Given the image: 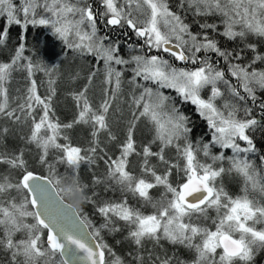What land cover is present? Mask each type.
I'll return each instance as SVG.
<instances>
[{
  "label": "snow or ice",
  "instance_id": "snow-or-ice-1",
  "mask_svg": "<svg viewBox=\"0 0 264 264\" xmlns=\"http://www.w3.org/2000/svg\"><path fill=\"white\" fill-rule=\"evenodd\" d=\"M185 13L193 17L198 31L186 22ZM5 14L0 49L9 48L13 24L22 29L45 27L66 48L102 62L105 83L111 85L104 90L103 101L94 107L87 92L98 69L90 68L88 83L70 93L76 108L73 119L62 123L54 118L52 103L56 66L25 55V32L9 49L10 60L0 62V116L19 122V109L31 118L29 134L20 139L36 146L39 151L34 161L48 172L38 175L31 170L23 148L8 152L3 142L9 129L0 128V165L9 170L0 174V246L10 253L7 264H255L264 252V201L250 198L248 185L264 198V184L257 179L255 167L240 154L257 151L249 132L264 126V98L257 94L264 92V69L257 67L264 64V51L258 49V43L264 41V0H177L175 10L171 0H19V6L13 0H0V17ZM211 16L220 17L222 31L218 32L217 23L207 21ZM201 17L205 19L201 21ZM101 25L112 31L126 29L123 36L131 33L149 51H162L194 67H177L158 54H135L126 59L120 54L121 41L101 35ZM210 32H218L226 40H239L242 47H221ZM249 37H256L257 42H249ZM127 47L134 46L128 43ZM248 52L251 56L246 59ZM130 65H134L127 81L132 86V119L125 138L115 145L119 155L113 157L100 147L99 138L106 133L110 142L118 140L110 130L107 114L124 83V69L116 66ZM17 69L26 71L29 85L21 102L11 108L6 83ZM37 72L48 76V92L43 96L33 78ZM79 76L75 72L71 79ZM137 78L156 87L141 85ZM164 88L173 90L179 102L194 106L207 123L209 140H193L190 117L175 99L160 91ZM141 118L152 125L153 132L142 151L134 138ZM78 125L91 128L87 146L71 141L68 130ZM153 144H158V151H153ZM213 148L232 151L229 168L215 166L226 157L223 152L213 154ZM169 149L175 152L174 160L166 156ZM132 156L141 157L139 176L130 170ZM151 158L157 163H151ZM259 159L264 163V155ZM98 160L107 171L103 177L93 173V186L104 183L108 190L111 181L122 195L130 193L143 206L150 205L153 212L144 214L130 205L126 196L98 201L93 199L98 195L95 191L86 195L89 185L82 181L80 170ZM59 165L65 167L63 175L57 171ZM233 171L244 178L243 195L235 197L223 182L217 184L218 178ZM174 173L176 179L171 181ZM62 183L66 187L60 191L82 195V203L93 205L103 222L95 225L82 207L58 198L57 188ZM156 187L164 191L154 200L149 190ZM209 210L216 215L210 216ZM125 229L123 239L135 246L127 253L131 259L118 254L103 235L115 236ZM17 234L19 238L14 239ZM165 241L193 253L192 259L183 258L175 248L169 254Z\"/></svg>",
  "mask_w": 264,
  "mask_h": 264
},
{
  "label": "trees",
  "instance_id": "trees-1",
  "mask_svg": "<svg viewBox=\"0 0 264 264\" xmlns=\"http://www.w3.org/2000/svg\"><path fill=\"white\" fill-rule=\"evenodd\" d=\"M176 2H177L176 0L173 1L174 5H176ZM188 15L189 14L186 13L187 20H188ZM204 19L205 18H202V21ZM5 22H6V14L5 16L0 17V30H2ZM217 25H218V32L222 31L223 29L221 28L220 24ZM22 31L25 32L27 37L25 55L32 57L33 60L43 61L48 65L56 66L53 72V79L56 80V83L52 85V87H54L56 90V95L53 97L52 103H53V110L55 112L54 118L59 119L60 122L66 123L73 119L76 113V108H75V102L72 99L70 93L77 92L83 88V86L81 85L82 82L80 78L82 77L84 78L83 84L85 85L90 68L95 67L98 69V74L96 75V79L99 81L100 85H104L108 89L111 88V85L105 83L104 81L105 76H104V69L102 62L97 63L92 56H87V55L81 56L78 52L66 48L62 41H60L55 36L47 32L43 27H34L29 25L27 26L26 29H22L20 26L13 24L10 28L9 48L0 49V62H7L10 60L11 52L9 51V49L13 48L15 44L18 43V38L19 35L22 33ZM110 32L111 29L101 28L100 34L101 35L107 34L110 37V39L113 38L114 40L115 33L110 34ZM211 35L215 36V38L218 39L223 38L219 36L218 33H213ZM119 40L122 41L120 54L124 56L126 59L130 58L131 55L142 54V49L137 45H133L134 46L133 49H129L127 47V44L124 43V38ZM238 47H242V45L241 44L236 46L232 45V46H228L227 48L236 49ZM258 49L260 51H264V41L258 43ZM250 56L251 53L248 52L246 59L247 57ZM116 67L124 69V74H123L124 83L122 84V91L126 89L129 90V92L125 96L126 99L130 101L131 97L128 94L132 91V86L129 85L127 81L132 77V72L130 70L131 65L116 66ZM258 68H261V66H259ZM75 72H79L80 76L78 79L73 80L71 79V74H74ZM33 78L36 79L37 81L39 94H41L42 96L46 95L49 87L47 83L48 76H46L42 72H37L35 73ZM137 83L152 88L156 87V85L152 84L151 81H143L139 78H137ZM28 85H29V81L27 80L26 71L17 69L11 73L10 79L6 83V87L8 89V95H9V103L11 108H16L17 103L21 102V98L27 94ZM138 91L139 90H137V92ZM160 91L163 92L166 96L175 99L181 110L190 117L194 126V130L192 133L193 140H195L197 137H203L205 141L210 139V130L207 128L206 121L202 120L199 117V115H196L194 110H192V108L188 104H183L182 102H179V98L176 97L174 91L168 90L166 88L160 89ZM89 93H90V88H88L87 95L94 107H98L99 104L105 98V96H103L101 101H97L95 99H92L89 96ZM257 94L261 98H264V92L258 91ZM248 103L251 102L249 101ZM127 105L128 106L125 105L126 108L124 107L117 108L116 113H114L111 109L107 114V120L110 125V130L114 135L117 136L118 140L116 142H110L108 140L106 133L100 134V138H99L100 147L103 148L108 153V155L113 157L119 155V151L115 145L116 143L122 141L125 138L128 123L132 119L130 105L129 104ZM39 114L40 112L37 111L36 113L37 118ZM255 114L257 116V119H260L258 110H256ZM16 115L21 117V120L19 122H13L12 120H8L6 117L0 116V128L7 127L9 129V133L7 134L6 139L3 142L6 145V150L8 152H13V151H19L22 148L25 149V157L29 161V168L37 174L48 175L47 169L40 167L34 161V157L37 155L39 151L36 148V146L34 144H26L23 140L20 139L22 135L26 136L29 134L31 118H26L25 113L21 112L19 109H16ZM262 127L263 126H258L254 130H251L249 132V135H251L254 138V142L256 143V145L258 144L257 137ZM90 133H91V128L89 126H84V125H78L74 129L68 130V134L70 135L71 141L74 145L87 146V142L91 139ZM152 137H153L152 125L146 119L141 118L139 121H137V127L134 132V138L136 141L137 149L142 151V146L148 143V141L151 140ZM259 137H261L260 134ZM263 139L264 136L261 138V142L259 143L261 147L264 146ZM152 149L153 151H158V144H153ZM262 150L264 151V149ZM212 151L213 154H219L220 152H223L226 157L225 160L217 162V165H215L216 167L219 166H223L225 168L230 167V161H228V157H231L233 155L230 149L213 148ZM258 151L259 149L257 147L256 152ZM255 153H247V154L242 153L240 154V157L241 159H246L247 161H249V163H251L257 169L262 168L263 165L261 166V161L258 162L259 157L261 155H258V157H256L257 155H255ZM98 154H102V153H98ZM166 156L174 160L175 159L174 150L172 149L167 150ZM130 160L132 162L130 165V170L133 171L134 174L137 176L141 175L140 167H139L141 157L132 156L130 157ZM208 162L211 163V161ZM151 163L156 164L157 163L156 159L151 158ZM8 171L9 170L7 165H0V174H7ZM57 171L61 175H63L65 173V167L63 165H59L57 166ZM106 171L107 168L104 162L100 160H98L97 164L92 165L90 168L88 166H83L81 168L80 170L81 179L84 183H87L89 185V187L85 189L86 195L92 196L93 191H95L96 193H98V195L93 197V199H96L98 201L119 200V199H123L124 196H126L128 203L130 205L139 208L144 214H150L153 212V209L151 208L150 205L143 206L142 202H140L137 197H133L130 193H124L122 195L121 192L119 191L118 186L113 184L111 181L108 182L109 184H111V187L108 188V190H105L104 183L93 186L92 185L93 173L98 177H103L106 174ZM159 171H161V169H158V172ZM235 175L239 179L241 178L239 174L233 171L232 173L224 174L222 175V177L217 179V184L223 182L226 190L234 197L237 195H243V193L241 192V188L244 187V184L240 185L239 183L237 184L234 181L232 177H234ZM12 176L16 177L15 171L12 172ZM175 179H176V175L174 173L173 176L170 177V180L175 181ZM262 184H264V180H262ZM64 187H66V185L62 183L60 187L57 188V190L60 191V188H64ZM248 190H249L250 198L255 197L257 200L264 201V198L260 196L258 191L252 190L250 184L248 185ZM149 191H150V195L155 200L160 198L161 193L164 191V189L162 187H156ZM12 194L15 195V193ZM60 195L66 202L72 204L71 193L60 191ZM73 207L75 206L73 205ZM79 207L83 208L84 213L88 215V217L93 221L95 225L98 226L100 223L103 222L102 218L94 212L93 205L88 203H81ZM209 215L215 216L216 213L213 210H209ZM120 223L122 224L123 222ZM204 223L210 224L211 222L205 221ZM103 235L105 241L108 244H110L118 254L125 256L126 259H131L130 257L127 256V253L133 250L135 246L123 239V237L127 235V229H125L121 233L115 234V236L109 235L106 232L103 233ZM19 236L20 234H17V236L14 237V239H18ZM2 237H3V233L2 231H0V238ZM117 240H121V243L117 244L116 243ZM164 244L165 247L169 250V254H171L173 248H175L176 251L183 258L190 260L193 257V253L189 252L186 249L180 248L179 246L169 245L167 244L166 241L164 242ZM147 246L151 247L150 244ZM157 251H159V249H157ZM8 260H10V253L5 251L3 249V246H0V264H7ZM255 264H264V252L260 253L257 256Z\"/></svg>",
  "mask_w": 264,
  "mask_h": 264
},
{
  "label": "flooded vegetation",
  "instance_id": "flooded-vegetation-1",
  "mask_svg": "<svg viewBox=\"0 0 264 264\" xmlns=\"http://www.w3.org/2000/svg\"><path fill=\"white\" fill-rule=\"evenodd\" d=\"M174 0H171V4L174 5L173 3ZM177 1V0H176ZM175 6V5H174ZM202 18H199L202 21ZM208 22H215L217 24H220L221 28L223 29V24L220 23V17L218 16H211V17H207L206 18ZM193 17L189 14L188 15V20H186L188 23L192 24ZM101 28H104L103 25L100 26ZM192 30L193 31H198V26L195 24H192ZM126 31V29L124 30ZM114 40L115 39H122L124 38V43L125 44H132V45H137L138 47H140L142 49V54H158V55H162L164 56L165 59H169L170 62H172L173 64H175L177 67H187V68H192L193 65H191L190 63H183V62H179V61H175L173 58H171L170 56H168V54L163 53L162 51L157 53V51L155 49H152L151 51H149V49L146 46H142L143 45V41L137 37H135L134 35H132L131 33H129L128 37L123 36V30H117V31H112L110 32V34H114ZM218 33V32H217ZM213 34L210 32V35ZM113 39V38H112ZM220 44L221 47H228V46H232V45H240V41L236 40V41H230V40H226L225 38H216ZM249 42H257V39L255 37H249ZM122 42V41H121ZM251 103H249L250 105ZM259 134L261 137H259ZM257 140H258V144L257 147L259 149L258 152L255 153V155H257L258 153L260 155H264V151L262 149H264V146L261 147V145L259 144L261 142V138L264 136V126L262 127L261 131L259 132ZM264 140V139H263ZM242 143V142H241ZM254 155V154H253Z\"/></svg>",
  "mask_w": 264,
  "mask_h": 264
},
{
  "label": "rangeland",
  "instance_id": "rangeland-1",
  "mask_svg": "<svg viewBox=\"0 0 264 264\" xmlns=\"http://www.w3.org/2000/svg\"><path fill=\"white\" fill-rule=\"evenodd\" d=\"M13 2L15 3V4H17V6H19V0H13ZM173 8H174V10H175V7H174V5H173ZM185 15H186V13H185ZM21 18H22V14H21ZM47 32H49L50 34H52V32H51V30L50 29H48V28H45V27H43ZM259 66H261V68H263L264 67V64H258L257 65V67H259ZM131 67H134V65H131ZM194 67V66H193ZM264 69V68H263ZM81 79V82H82V86H84V84H83V81H84V78L82 77V78H80ZM105 81V80H104ZM235 81H233V83H234ZM88 83V81L86 80V84ZM100 83H99V81L96 79V76L93 78V80H92V82H91V84L89 85V87L88 88H90V93H89V96L92 98V99H95V100H97V101H101V99L103 98V96H104V90L105 89H108V88H106L104 85H100ZM221 87L223 88V85H221ZM167 89V88H166ZM168 90H171V89H168ZM171 91H173V90H171ZM129 92V90L128 89H126V90H123V91H121V93L118 95V97L116 98V99H114V100H112V103H111V105H112V107L110 108V110L112 109V111L114 112V113H116V111H117V108H119V107H124V108H126V106H128L127 104H129V100L128 99H126V96L125 95H127V93ZM175 93V92H174ZM129 95V94H128ZM203 95H207V92H205V93H203ZM222 101H218V103H221ZM126 106H125V105ZM191 108H192V110H194V112H195V114L196 115H198L197 113H196V111H195V109H194V106H192V105H190V104H188ZM241 115H242V113H241ZM258 155H260L259 153L257 154V156L256 157H258ZM241 158V157H240ZM228 161H229V159H228ZM249 162V161H248ZM258 162H260V159L258 160ZM264 166V164L263 163H261V166ZM263 166H262V168H259V169H257L255 166V169H256V171H257V179L259 180V182H260V184H262V180H264V168H263ZM241 178L239 179L236 175L234 176V177H232L233 179H234V181L238 184H240V185H242V184H244V178L242 177V176H240Z\"/></svg>",
  "mask_w": 264,
  "mask_h": 264
},
{
  "label": "clouds",
  "instance_id": "clouds-1",
  "mask_svg": "<svg viewBox=\"0 0 264 264\" xmlns=\"http://www.w3.org/2000/svg\"><path fill=\"white\" fill-rule=\"evenodd\" d=\"M82 195L78 194V193H71V200H72V204L75 207H79L80 204L82 203Z\"/></svg>",
  "mask_w": 264,
  "mask_h": 264
},
{
  "label": "water",
  "instance_id": "water-1",
  "mask_svg": "<svg viewBox=\"0 0 264 264\" xmlns=\"http://www.w3.org/2000/svg\"><path fill=\"white\" fill-rule=\"evenodd\" d=\"M37 174V173H36ZM38 175H40V174H38ZM58 198H62L61 196L60 197H58ZM62 200H63V202L65 203V204H69V203H67L63 198H62Z\"/></svg>",
  "mask_w": 264,
  "mask_h": 264
}]
</instances>
